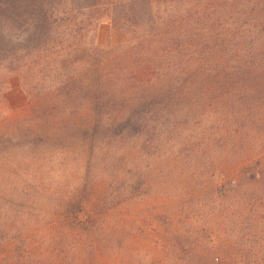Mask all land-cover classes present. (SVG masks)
I'll list each match as a JSON object with an SVG mask.
<instances>
[{"label":"trees","instance_id":"trees-1","mask_svg":"<svg viewBox=\"0 0 264 264\" xmlns=\"http://www.w3.org/2000/svg\"><path fill=\"white\" fill-rule=\"evenodd\" d=\"M106 23L130 41L101 50ZM12 76L44 115L75 119L87 106L92 146L102 131L130 126L243 163L227 179L213 163L194 201L207 217L188 230L166 218L163 256L264 264V0H0V100ZM68 206L82 224L81 208Z\"/></svg>","mask_w":264,"mask_h":264},{"label":"rangeland","instance_id":"rangeland-1","mask_svg":"<svg viewBox=\"0 0 264 264\" xmlns=\"http://www.w3.org/2000/svg\"><path fill=\"white\" fill-rule=\"evenodd\" d=\"M129 41L108 23L95 38L104 51ZM9 82L0 100V264H167L166 218L195 228L207 217H198L194 201L215 174L213 163L226 179L242 169L206 145L130 126L102 131L92 146L83 141L87 106L75 119L44 115L17 76ZM121 110L130 115L127 105ZM69 203L81 208L82 224L70 219Z\"/></svg>","mask_w":264,"mask_h":264}]
</instances>
